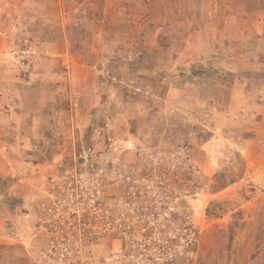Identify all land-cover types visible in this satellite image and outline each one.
Listing matches in <instances>:
<instances>
[{"label":"rangeland","instance_id":"rangeland-1","mask_svg":"<svg viewBox=\"0 0 264 264\" xmlns=\"http://www.w3.org/2000/svg\"><path fill=\"white\" fill-rule=\"evenodd\" d=\"M212 1L0 0V264H264V30Z\"/></svg>","mask_w":264,"mask_h":264},{"label":"crops","instance_id":"crops-1","mask_svg":"<svg viewBox=\"0 0 264 264\" xmlns=\"http://www.w3.org/2000/svg\"><path fill=\"white\" fill-rule=\"evenodd\" d=\"M212 2H217V0H214ZM263 3H264V0H222L223 9L228 10L229 8H231V6L235 5L233 9H236L235 7H237L236 11L248 12L245 14L247 16V19H242L241 17H239L238 19L237 17L238 13L235 16L237 18H232L234 19V22L232 23L234 27H238V26L240 27V30H237L238 35L234 36L235 34L232 33L231 37H229L231 45H233L236 49H242L238 45L242 44L243 46L242 42L245 41V39L254 37L255 34H260L261 31L264 30V17H261V14H264V4ZM241 15L243 14L239 13V16ZM227 26L230 27L231 22L227 24ZM233 59H235L236 61L234 63L236 64V67H239V65H243L247 57L245 54H239V52H236V55ZM257 108L258 110H255L257 111V114L264 117V110H263L264 105L257 104ZM260 122L263 123L264 118H262Z\"/></svg>","mask_w":264,"mask_h":264}]
</instances>
